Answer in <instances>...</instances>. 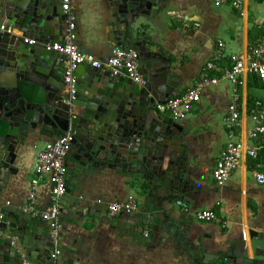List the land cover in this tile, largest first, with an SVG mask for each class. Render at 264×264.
<instances>
[{
    "label": "water",
    "instance_id": "obj_1",
    "mask_svg": "<svg viewBox=\"0 0 264 264\" xmlns=\"http://www.w3.org/2000/svg\"><path fill=\"white\" fill-rule=\"evenodd\" d=\"M175 1L107 0L113 48L138 54L145 84L133 83L124 70L114 75L78 65L69 104L63 80L66 58L44 49L47 43L63 44L67 36L62 0H0V25L11 31L0 32V264H22L23 258L30 264H53L60 237L71 233L66 222L81 225L87 213L84 199H69V184H81L89 174H115L140 195L138 213L105 216V224L123 235L142 232L150 224L163 249L192 264H264V232L253 224L248 240L241 232L232 240L218 238L211 247L190 213L172 207L174 201L191 203L197 193L193 133L170 113L157 112L158 104L178 97L181 85L158 43L137 23ZM68 132L73 140L65 158L68 179L61 201L69 207L60 210L58 224L65 231L57 232L55 246L49 222L1 203L17 172L15 163L23 164L36 143Z\"/></svg>",
    "mask_w": 264,
    "mask_h": 264
},
{
    "label": "crops",
    "instance_id": "obj_2",
    "mask_svg": "<svg viewBox=\"0 0 264 264\" xmlns=\"http://www.w3.org/2000/svg\"><path fill=\"white\" fill-rule=\"evenodd\" d=\"M239 1L242 8L236 10L229 5L215 7V0H177L164 12L151 13L137 23L144 34L158 43L160 52L170 61L181 85L178 96L207 74L206 64L217 52L219 43L224 45L221 65L226 66L230 56L245 58L260 40L263 34L260 25L264 20V0ZM73 6L78 49L81 53L105 60L114 45L113 20L109 15L107 0H74ZM6 77L11 75L7 74ZM241 83L234 88L228 80L220 78L216 85L201 92L199 102L193 103L189 113L179 120L193 133L196 154L192 174L197 193L191 203H184L185 211L190 213L194 227L199 232L204 231L206 243L211 247L216 239L232 240L241 232L248 240L247 233L252 224L258 232H264V185L257 184L254 177V173H264V140L248 138L253 129L250 108L256 101L264 108V80L244 76ZM233 89L239 96L240 118L237 127L230 130L225 127L224 120L228 116L227 107ZM229 139L255 148L257 158L254 160L243 153L237 170L226 183L218 185L212 172L221 149ZM49 142L36 143L23 164L15 163L17 172L3 191L2 207L9 205L26 212L29 187L34 179L33 165L37 154ZM111 175L89 174L81 184L70 182L69 199H84L87 213L81 225L66 222L65 226L71 228V233L60 237L61 250L53 260L55 264H192L180 254L163 249L150 224L144 225L142 232L129 235H123L105 224V216H110L108 205L132 197L137 202L138 212L142 206L140 195L127 187L117 175ZM177 202L172 203L173 209L182 211L177 207ZM50 203V185L48 177L44 176L39 180L34 204L37 210L45 212ZM60 205L61 208L69 207L62 201ZM201 210L214 211L221 221L226 222V228L214 222H197L194 214ZM64 231L61 225V232ZM71 247L74 248L73 253H69ZM207 254L211 259V253Z\"/></svg>",
    "mask_w": 264,
    "mask_h": 264
},
{
    "label": "built area",
    "instance_id": "obj_3",
    "mask_svg": "<svg viewBox=\"0 0 264 264\" xmlns=\"http://www.w3.org/2000/svg\"><path fill=\"white\" fill-rule=\"evenodd\" d=\"M74 0H62L61 9L65 15L67 36L63 44L44 45L47 51L56 52L65 56V72L64 83L68 93V103L74 99L76 79L74 71L78 65H88L94 69L104 68L111 71L114 75L124 70L128 79L133 83L143 86L145 83L138 68V54L132 50H123L120 48H112L110 55L105 60H99L91 54L81 53L76 45V15L74 13ZM229 5L233 9H241L242 3L239 0H215L214 6L220 7ZM263 34L256 45L250 49L249 55L242 56L233 55L228 59L229 64L222 66L224 59L222 43L218 44V50L213 58L206 64L207 74L202 76L193 86L184 94L167 101L164 104L156 106L157 112L160 114L170 113L175 120H181L190 111L191 105L200 100L201 92L209 87L216 85L220 78L228 80L235 88L241 85V78L244 76H256L260 80H264V20L260 25ZM0 32L11 33L4 25H0ZM25 43L34 45L35 41L24 39ZM212 73V74H211ZM211 74V75H209ZM239 96L236 89H233L231 102L227 107L228 116L224 120L227 129L237 127L240 118L238 110ZM249 117L253 123V129L249 132L250 140L261 138L264 140V108L258 101L249 110ZM73 135L66 133L62 138L46 143L43 149L37 154L33 173L34 179L31 180L29 192L27 196V205L25 211L33 216H39L43 221L49 222L54 229L55 246H57V232L60 230L59 217L61 210V198L66 192L67 169L65 167V158L70 150ZM245 153L252 159L257 158V150L255 148L245 147L240 141L229 139L225 146L221 149L215 162L212 177L216 184L222 185L227 182L231 174L235 172L239 166L242 154ZM48 177L50 185V207L45 212H40L35 208V197L39 180ZM257 184L264 185V173H254ZM100 204L99 202H97ZM182 211L186 210V205L182 202L176 203ZM138 210L137 202L129 197L121 203H114L107 206V211L111 217L118 216L122 213H136ZM3 215L0 214V222ZM194 218L199 223H217L221 228H226V222L221 221L214 211L201 210L194 214ZM147 236V233L144 234ZM59 256V251L55 250L52 254L53 260ZM55 264V262L53 261ZM22 264H30L25 258Z\"/></svg>",
    "mask_w": 264,
    "mask_h": 264
},
{
    "label": "rangeland",
    "instance_id": "obj_4",
    "mask_svg": "<svg viewBox=\"0 0 264 264\" xmlns=\"http://www.w3.org/2000/svg\"><path fill=\"white\" fill-rule=\"evenodd\" d=\"M264 91V90H263ZM261 93V92H260ZM262 95L264 96V92H262Z\"/></svg>",
    "mask_w": 264,
    "mask_h": 264
}]
</instances>
